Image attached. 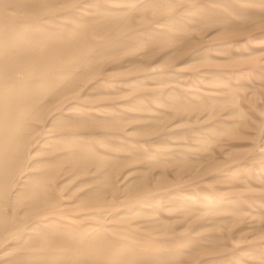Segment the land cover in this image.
I'll return each instance as SVG.
<instances>
[{
  "label": "rangeland",
  "instance_id": "obj_1",
  "mask_svg": "<svg viewBox=\"0 0 264 264\" xmlns=\"http://www.w3.org/2000/svg\"><path fill=\"white\" fill-rule=\"evenodd\" d=\"M0 264H264V0H0Z\"/></svg>",
  "mask_w": 264,
  "mask_h": 264
}]
</instances>
